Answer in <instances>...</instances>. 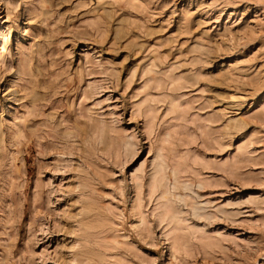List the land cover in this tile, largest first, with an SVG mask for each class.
<instances>
[{"label": "rangeland", "instance_id": "obj_1", "mask_svg": "<svg viewBox=\"0 0 264 264\" xmlns=\"http://www.w3.org/2000/svg\"><path fill=\"white\" fill-rule=\"evenodd\" d=\"M0 264H264V0H0Z\"/></svg>", "mask_w": 264, "mask_h": 264}]
</instances>
